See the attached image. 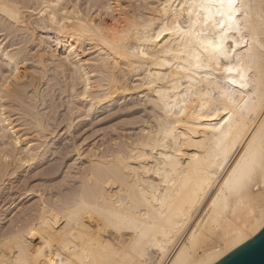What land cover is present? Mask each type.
I'll return each mask as SVG.
<instances>
[{"label":"bare ground","instance_id":"obj_1","mask_svg":"<svg viewBox=\"0 0 264 264\" xmlns=\"http://www.w3.org/2000/svg\"><path fill=\"white\" fill-rule=\"evenodd\" d=\"M184 3L0 0V59L10 71L0 83V199L6 203L14 189L13 179L24 172L23 167L77 146H57L60 136L89 139L102 131L100 145L86 152L82 166L74 162L66 167L61 183L55 179L39 183L50 190L48 195L38 187L11 191L18 198L33 193L39 197L0 225V264H144L145 260L148 264H204L217 252L218 261L242 244L232 245L233 234L243 229L249 211H260L264 191L253 186L244 196L249 207L233 201L227 213L220 214L219 204L211 207L219 188L214 184L201 191L200 181L205 170L214 169L222 184L220 177L227 178L248 141L259 136L264 89H240L237 84L231 86V99L221 90L229 87L230 79L239 80L238 66L250 69V82L264 78V51L249 39L262 35L264 10L261 0H237L249 8L247 19L244 9L236 14L243 31L230 33L236 38L235 52H231V41L227 45L231 60L188 70L189 56L176 55L183 48L181 37L171 31L177 22L183 26L185 16L173 9ZM239 35L248 44L241 43ZM10 37L28 41L11 38V43L3 45ZM24 41L40 48L32 54ZM87 51L93 52L87 55ZM28 55L38 66L36 74L21 66L30 59ZM228 67L232 73L225 71ZM40 81L49 89L47 93L37 88ZM55 86L60 97L49 93ZM28 87H33L30 95H26ZM54 96L61 105L67 99L63 113L62 106L55 109ZM12 101L25 102L28 129L36 131L33 141L20 134L22 129L8 109ZM39 101L50 102L49 110L39 109ZM245 101L248 112L241 110ZM209 109L221 114H210ZM225 120L228 123L221 132L212 131ZM221 134L223 143L218 148ZM165 166L167 184L156 175L157 171L163 174ZM40 168L31 172L37 174ZM2 208L0 221L9 206ZM120 217L134 218L141 231L162 232L158 239L164 252L153 247L143 258L137 255L132 247L136 233L117 227Z\"/></svg>","mask_w":264,"mask_h":264},{"label":"snow or ice","instance_id":"obj_2","mask_svg":"<svg viewBox=\"0 0 264 264\" xmlns=\"http://www.w3.org/2000/svg\"><path fill=\"white\" fill-rule=\"evenodd\" d=\"M3 7L7 11L8 6L4 5ZM167 7L165 5V8ZM248 8L249 6L244 3L238 5L237 0H185L184 4L178 5V9H173L174 13L178 11L180 15L185 16L183 26H181L180 22H177L171 31L181 37L183 48L176 55L189 56V60L187 61L188 70H199L213 62H217L218 64L221 59L225 61L231 60L230 50L227 45L231 41L233 44L231 52H235L236 38L230 35V33L240 34L243 31L240 22L235 17L241 9H244V17L247 19ZM261 8L264 10V0H261ZM11 15L15 18L14 13ZM261 19L262 35L259 38L256 35H252L249 39L252 43L257 44L261 51H264V42H261L264 40V15H262ZM166 27L165 25V29ZM239 40L241 43L248 44L243 35H239ZM248 51L251 53V46H249ZM201 53L204 54L203 59ZM249 58L251 59V57ZM225 71L232 73L233 68L228 67ZM235 71L239 76V80L230 79L227 81L229 87L221 90L224 96L231 99L229 96L232 90L231 86L237 84L240 89H248L249 87L264 89V78L258 83L250 82L247 76V71H250V69L238 66ZM253 95H255V91H253ZM241 110L245 112L251 110L248 106V101H245L241 105ZM201 111L203 112V109ZM223 111L227 113L229 109L224 107ZM209 113H214L216 116L221 114L217 109H209ZM226 123H228V120H225L223 124L218 122V126L212 129V131L221 132ZM222 136L223 134L217 139L218 148L223 143ZM224 155L226 156L227 152ZM216 159L220 160L221 157L217 155ZM234 163L235 167H232L231 171L226 173L227 178L220 177L223 180L222 184L216 180L214 169L205 170L203 178L200 181L201 191L205 188H211L214 184L219 188V191L215 192V199H212L211 207H216L219 204L220 214L227 213L233 201L249 207L244 196L253 186L264 191V122H261L259 136L254 135L248 141V147L244 150V154L240 156L238 161H234ZM221 166V164H217L215 167L219 168ZM166 168L167 166H165L163 174L161 171L156 172V175L161 178L163 184H167L170 179ZM171 182L175 184L174 180ZM116 226L129 228L136 233L132 247L140 257L143 258L146 250L153 247L157 248L160 252H164V245L158 239L163 235L162 232L141 231L138 222L132 217L118 218ZM257 233L264 234V205L261 206L259 212L254 210L249 211L248 217L244 221L243 229H239L233 234L232 245L237 246L240 243L246 242ZM33 235H36V233H33ZM217 255H219V252L214 254L210 259H207L204 264H217ZM144 264H148V261L145 260Z\"/></svg>","mask_w":264,"mask_h":264},{"label":"rangeland","instance_id":"obj_3","mask_svg":"<svg viewBox=\"0 0 264 264\" xmlns=\"http://www.w3.org/2000/svg\"><path fill=\"white\" fill-rule=\"evenodd\" d=\"M126 0H124V2H125ZM38 32H40V31H38ZM12 37H10V39L8 40V41H4L3 42V45H5V43L7 42V44L8 43H11L13 40L14 41H16V40H18V41H20L19 39H26V38H20V37H13L12 39H11ZM15 38H17V39H15ZM7 39V38H6ZM0 40H2L1 38H0ZM27 41H28V38L26 39ZM25 42V41H24ZM22 44H24V43H22ZM25 44L27 45V43L25 42ZM28 44L29 45H27V47H28V49L27 50H29L31 53L34 51H36L38 48H40V47H35L36 45H34L33 43H31V41H29L28 42ZM41 48H44V47H41ZM33 52V53H34ZM61 52H62V50H61ZM92 53L93 51H87V55H89V53ZM32 53V54H33ZM93 56V55H92ZM28 57H30L29 55H28ZM88 57H91V56H88ZM33 59L30 57V59H28V60H26L27 62H24V64L23 65H21V66H23L22 68H24V70L25 71H27V72H29L30 74H31V72H32V74H36V72H35V69L38 67L37 65H34V64H36L35 62H33L32 61ZM31 62V63H30ZM28 63V64H27ZM5 66V67H4ZM6 65V63L3 61V60H1L0 59V83L2 82V77H3V75H8L9 73H10V71H9V67ZM37 66V67H36ZM28 68V69H27ZM29 70H31V71H29ZM42 81V80H41ZM38 82L37 83V88H39L40 89V91L41 92H43V93H47L48 92V90H46L45 89V85L42 83V82H44V81H42V82ZM41 83L43 84L42 86H41ZM40 85V86H39ZM39 86V87H38ZM44 86V88L43 89H45L46 91H44L43 89H42V87ZM57 87L59 88V86H55L54 88H51L50 89V92L49 93H51V95H52V93L55 95L56 94V96H59L60 97V95H58V94H60L59 92H56V91H58V90H60V89H58L57 90ZM33 88V87H32ZM32 88H29L28 87V89H27V91H28V94H26V95H30L32 92H33V90H32ZM53 90V91H52ZM31 93H30V92ZM40 92V93H41ZM65 94V96L67 95V93H64ZM56 96H54L53 97V100H55V105H57V106H55V109H58L59 110V108H60V106H62L61 107V110H59L60 112H64L65 111V109L67 108V102H66V100H63V105H61L58 101H60L59 100V98L57 97L56 99H55V97ZM64 96V97H65ZM48 97H50V96H47V100L49 99ZM62 98H63V95L61 96ZM68 98V97H67ZM28 99V98H27ZM64 99V98H63ZM30 99H28V101H29ZM27 101V100H26ZM50 101V100H49ZM12 103H14V105L12 104ZM12 103H10L11 105H13V106H11V107H9L8 109H9V111L11 110V115L13 116V118H14V120H15V123L16 124H18L19 125V127H21V132H20V134L22 133L23 134V136L24 137H26V140L28 139V140H30V141H33L35 138H37V136H36V131L34 130H31V128H29L28 129V126H27V122H26V117H25V114H23V113H25V107H23L24 106V103H23V105H22V103H21V105H19V103L17 102H13L12 101ZM39 103V109H41L42 111H44L46 108H48V107H46L50 102H45V103H43L42 104V102L41 101H39L38 102ZM41 104V105H40ZM46 104V105H45ZM60 104V105H59ZM18 105V106H17ZM14 106H17V107H14ZM19 106H22L23 107V109H19V108H22V107H19ZM14 107V108H13ZM17 108V109H16ZM45 108V109H44ZM47 110H49V109H46L45 111H47ZM57 110V111H58ZM59 111L57 112V114L58 115H61V113H59ZM57 130H59V129H57ZM102 132V131H101ZM101 132L100 131H98V134L96 133L94 136H92V137H90L89 139L87 138V139H85L86 137V135L84 136V135H79V136H77V137H75V139H72V138H70V136L69 135H67V134H65L64 136H60V138H58V144H57V146H59V145H64V143L65 144H68L67 146H69V145H72V144H74L75 143V145H77V146H75V148H73V147H70V148H68L70 151L72 150L71 148H73L74 150H72L71 152L70 151H67V152H64L63 154H64V156H63V154H60V153H58V152H53V153H51V155H50V158L48 159V160H46V161H44V162H42V163H37V165H35L36 163H33V165L31 166H28V167H23V168H25V169H27L28 171H26L25 169H24V172H22V173H20V175H18V178L17 177H15L14 179H13V181H15V183H14V186H13V188L14 189H11V191H13V193H15V192H17L18 191V189H17V187H22L23 189L25 188V189H31V187L32 188H34L35 187V189H37V187H38V189H39V191H42L43 192V194L44 195H48V193H50V190H49V192H48V190H47V188L45 187V185H44V187L46 188H44V187H40L39 186V183H40V185H41V182L43 183H45V184H47V182H45L44 180H56V182L55 183H61L60 181H61V176L62 175H64V171H66L67 169H66V167L68 168V166L70 165V164H73L74 162L76 163V165H75V163H74V165L75 166H77V167H80V166H82V163H84V161L86 160L85 159V157H84V155L86 154V152L89 150V149H91L92 148V146L93 145H100V143H101V141H100V139H102V135H101ZM67 135V136H66ZM49 137H50V135H49ZM67 137H68V139H67ZM101 137V138H100ZM34 138V139H33ZM69 138H70V140H69ZM70 141V142H72V143H70V142H68V141ZM79 146V147H78ZM80 148V149H79ZM75 149H78V151L81 153V157H78V151L77 150H75ZM55 154V155H54ZM60 156V157H59ZM66 156V157H65ZM62 157H64V158H62ZM59 158V159H58ZM61 159H62V161H61ZM77 160V161H76ZM60 164V166H59V164ZM56 164H58L57 166H56ZM38 165H40V169H39V171H37V174H36V172H31V170L34 168V167H36V166H38ZM41 165H43V166H41ZM56 167L54 170L55 171H58V173L56 174L55 173V171L53 170V168H51V167ZM74 166V167H75ZM58 167V168H57ZM61 167V168H60ZM76 167V168H77ZM60 168V169H59ZM51 169V171H49V170ZM42 170H43V172H42ZM23 171V170H22ZM46 171V172H45ZM48 171H49V173H48ZM54 171V173H55V175H52V174H54V173H52L51 175H49L51 172H53ZM26 172V173H25ZM29 174H28V173ZM32 175V176H31ZM21 179H23V177L25 178V179H23V180H21ZM50 177L52 178V179H50ZM20 179V180H19ZM26 179H27V181H26ZM41 180H43V181H41ZM18 181V182H17ZM24 182H26V183H24ZM17 183V184H16ZM18 183H19V186H18ZM22 183H24V184H22ZM15 184H16V186H15ZM38 184V185H37ZM21 185V186H20ZM33 185V186H32ZM30 186V187H29ZM43 186V185H42ZM40 187V188H39ZM24 189V190H25ZM37 189V190H38ZM10 191V196H9V198L8 197H6L5 199H6V203H5V200H1L0 199V202L1 203H3V204H6V205H3V204H1L0 203V208H2V209H4V208H6L7 206H9V210L7 211V213L2 217V219H1V223H0V225H5L6 223H7V221L9 220V217H11L14 213H16L18 210H20V208L23 206V207H25V205H27V206H30V204L32 205L35 201L37 202L38 200H37V198L39 197L38 196V193H36V194H32V195H30L29 197H27V198H18V194H13L12 192ZM44 191H45V193H44ZM53 191H55V189H53ZM12 195V196H11ZM37 195V196H36ZM14 196V197H13ZM11 197H12V199H15V201L13 202L12 200V202H9L8 200L9 199H11ZM19 200V201H18ZM12 203V204H11ZM3 205V206H2ZM2 206V207H1ZM5 206V207H4ZM22 207V208H23ZM5 217V218H4Z\"/></svg>","mask_w":264,"mask_h":264},{"label":"water","instance_id":"obj_4","mask_svg":"<svg viewBox=\"0 0 264 264\" xmlns=\"http://www.w3.org/2000/svg\"><path fill=\"white\" fill-rule=\"evenodd\" d=\"M217 264H264V234L253 235L221 257Z\"/></svg>","mask_w":264,"mask_h":264}]
</instances>
